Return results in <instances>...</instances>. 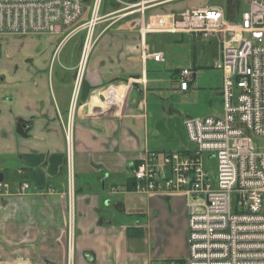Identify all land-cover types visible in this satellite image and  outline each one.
Masks as SVG:
<instances>
[{"label": "crops", "instance_id": "obj_1", "mask_svg": "<svg viewBox=\"0 0 264 264\" xmlns=\"http://www.w3.org/2000/svg\"><path fill=\"white\" fill-rule=\"evenodd\" d=\"M239 7L231 4L227 17L239 19ZM117 31L126 35L109 37L107 54L90 61L84 75L81 93L85 83L90 91L75 108L73 185L63 120L70 112L79 59L56 72L55 38L29 37L23 46L31 42L33 51L0 65V174L14 192L30 184L24 195L0 197V264H66L70 202L77 212L75 264L186 260L187 198L143 195L129 188L134 167L146 153L190 149L184 122L192 116L179 112V96L190 95L191 89L181 90L184 69L168 68L169 79L163 78L158 65L167 63L166 55L153 41L149 45L150 36L148 53H163L164 62L143 59L137 30L121 25ZM168 36L175 42L191 38ZM208 41L209 47L218 42L219 59L220 40ZM221 78L223 84L222 72ZM168 83L173 100L165 96ZM112 94L117 104L109 106L106 99Z\"/></svg>", "mask_w": 264, "mask_h": 264}, {"label": "built area", "instance_id": "obj_2", "mask_svg": "<svg viewBox=\"0 0 264 264\" xmlns=\"http://www.w3.org/2000/svg\"><path fill=\"white\" fill-rule=\"evenodd\" d=\"M173 1L182 0H111L117 9L101 16L105 0H91L90 6L85 0H0V37L59 38L64 29L75 26L90 10V18L62 41L67 42L82 30L88 32L69 120L63 126L71 185L75 108L86 61L94 40L99 39H94L97 25L112 21L103 33L118 23L137 30L143 59L155 62H164L165 57L163 53H148V36L218 38L221 51L214 67L223 74L222 115L185 120L191 145L188 151L146 153L133 170L134 192L149 196L182 194L187 198L188 256L184 264H264V154L256 142L264 137V0H231L245 6L237 8L239 19H229L226 7L219 6L148 14ZM123 21L127 22L120 24ZM194 81L192 69L181 72L182 91H189ZM106 104H117L116 97H107ZM29 189L30 184L24 182L14 192L0 181V197L24 195ZM68 213L66 264H75L72 202Z\"/></svg>", "mask_w": 264, "mask_h": 264}, {"label": "rangeland", "instance_id": "obj_3", "mask_svg": "<svg viewBox=\"0 0 264 264\" xmlns=\"http://www.w3.org/2000/svg\"><path fill=\"white\" fill-rule=\"evenodd\" d=\"M228 0H182V1H173L168 2L163 5H160L154 9L148 11V14H156V13H166L171 12L173 10L183 11L185 9L192 8H204L207 6H219L225 8ZM242 6V9H245V6L242 2L239 3ZM123 7V5H121ZM147 7V6H146ZM107 8V9H105ZM228 8V7H227ZM117 8L113 7L111 0H105V5L102 9L101 16H104L108 11L116 10ZM140 9V8H139ZM137 9V10H139ZM230 9V8H229ZM158 16V15H156ZM139 17V16H136ZM90 18V10L84 14L82 20L78 22L75 26L71 28L64 29L61 37L55 38L56 41H53V44L59 46L58 51L55 54L54 61L52 62V66H54L55 71L58 72L62 69L61 64L71 65L76 63L77 58L78 69H81L82 55L85 46V41L88 32L86 30H82L80 33L76 34L73 37H70L67 42H62L63 38L68 35L72 30L81 24L85 23ZM133 19V18H132ZM110 22H104L97 25L94 32V39L99 37L97 41L94 40V45L91 49L88 60L86 61V70L89 67L90 61L97 58L98 55L107 54L110 45V38L114 36H124L126 33H118L117 29L119 28V23L115 26L110 27L105 33V28L108 27ZM127 21H123L120 24H123ZM99 34H102L101 36ZM48 38V37H44ZM180 39V38H179ZM23 41H30L29 38H21V37H0V65L2 67H6L9 64L15 63L17 61V57L20 56L23 52L33 51L34 45L31 42H28L23 46ZM152 41L154 44L158 45V51H162L166 55V64H160L158 67L163 72V78L169 79V75L166 72L168 68H176V69H192V71L196 75V79L193 83V87L190 90V95L186 97L179 96V112L183 115H189L192 117H219L222 115V78L221 72L217 69H214V65L218 61V52L220 50V46L218 42L217 44H213L209 47V41L207 39L201 40H193V38L184 37L182 42H175L173 36H150L149 37V45H152ZM155 41V42H154ZM32 45L31 47H27V45ZM208 46L205 50L204 47ZM150 47V46H149ZM111 49V48H110ZM99 50V51H98ZM151 51V50H150ZM196 61V62H195ZM74 62V63H72ZM195 62V63H194ZM200 67V70L197 67ZM203 64L210 65L207 68H203ZM211 66L213 68H211ZM77 72L75 76V82L77 79ZM86 72V71H85ZM165 82V81H164ZM165 92L167 93V97H171L170 94L171 85L168 83L164 86ZM174 101L178 102V99L175 98ZM205 113H207L205 115ZM180 117V115H179ZM69 120V115L67 119L63 120V124L66 125ZM258 144L259 151L264 154V137L256 139ZM73 178V184H74ZM72 184V185H73ZM69 219V213H68ZM76 219L77 212L74 214V233L76 235ZM74 235V234H73ZM74 235V239H75Z\"/></svg>", "mask_w": 264, "mask_h": 264}, {"label": "trees", "instance_id": "obj_4", "mask_svg": "<svg viewBox=\"0 0 264 264\" xmlns=\"http://www.w3.org/2000/svg\"><path fill=\"white\" fill-rule=\"evenodd\" d=\"M85 3H86V6H90V4H91V0H86ZM231 4L235 5L234 3H232L231 0H228L227 5H226V9H227V11H229V8H230V5H231ZM112 5H113V7L117 8V5H116L115 3L112 2ZM227 7H228V8H227ZM106 9H107V8H106ZM239 9H240V7H239ZM138 164H139V162L136 163V165H138ZM130 185H132V187H130L129 190L132 189V191H133V190L135 189V180H134V179L131 181ZM184 262H185V261L182 260V261H179V262H177V263H178V264H184Z\"/></svg>", "mask_w": 264, "mask_h": 264}, {"label": "water", "instance_id": "obj_5", "mask_svg": "<svg viewBox=\"0 0 264 264\" xmlns=\"http://www.w3.org/2000/svg\"><path fill=\"white\" fill-rule=\"evenodd\" d=\"M86 1V0H85ZM87 9H85L86 11ZM89 91H90V86L88 83H85L82 89V93H81V100L84 101L86 100V98L89 95ZM0 181H3V176L0 174Z\"/></svg>", "mask_w": 264, "mask_h": 264}]
</instances>
